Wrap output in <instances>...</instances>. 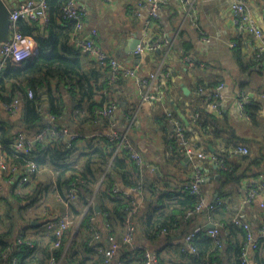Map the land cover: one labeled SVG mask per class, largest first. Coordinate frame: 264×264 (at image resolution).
Segmentation results:
<instances>
[{"label":"crops","instance_id":"1","mask_svg":"<svg viewBox=\"0 0 264 264\" xmlns=\"http://www.w3.org/2000/svg\"><path fill=\"white\" fill-rule=\"evenodd\" d=\"M20 1L8 0L10 5H16ZM146 1L78 0L77 4L79 7L85 8L86 28L97 30L98 39L103 48L123 63L138 65L141 75H147L158 69L165 58L166 69L171 72L169 78L171 83L170 85L166 83L169 79L166 81L161 80V92L164 97L161 102H142L133 82L124 78L119 79L116 83L114 82L110 90L109 88H103L104 85L103 89L99 88L95 91L92 88V93L85 95L82 93V88L80 86L73 87L71 82H68L69 79L54 77L51 78L52 85L48 94L60 103L65 104L64 114L59 117L58 122L81 134V137L75 141L76 147L73 152L68 158L61 160L76 167L82 166L83 153L90 150L91 145L102 143L103 133L111 128L127 127L129 125L128 116L137 113L135 122L129 129V135L144 157L145 169L141 177L146 181L145 194L150 197L144 206H140L142 210L140 207L138 208L137 214H139H136L134 218L137 227L135 238L137 247H144L151 252L158 253V256L164 259V264H192L190 262L192 260L182 256L181 252L183 250L180 252L179 247L187 245L184 240L185 234L194 226L208 225L205 213L195 215L189 222L183 221L181 226L174 227L169 234L160 232L155 238L150 224L144 227L147 213L150 214L154 207L159 206L156 216L167 221L176 215L174 213L178 210H174V208L176 205L178 208L180 206V202L176 200L182 198L175 194L183 193L184 185L189 184L194 179V167L190 160L184 162L183 158L179 163H172V160L166 154L168 132L171 130L167 124L166 111L174 110L177 113L176 106H178L186 118L188 112L189 118H192L194 124L191 125L187 118L190 126L189 130H192L190 140L193 143H198L208 153H220L226 156L233 167L232 174L227 177L222 174L220 167L210 158L199 160L204 176V181L201 184L204 198L208 203H217L216 221L231 220L236 216H240L247 219L252 230L258 233L264 225V197L259 196L253 204L245 205L243 196L249 183L264 180V51H259L261 41L253 33L243 32L237 27L230 11V0H194L196 7L195 21L182 8L179 0H167V3L160 8L158 17L150 25L151 6ZM245 2L257 25L264 32V0H245ZM29 23L32 24V22ZM36 25L38 28L36 35H47L46 25ZM163 35L168 37L170 48L163 50L162 60L155 59V52H147L141 53V59L136 63V58L130 53L132 38L139 37L140 44L146 45ZM183 41L190 43L188 48L182 49L181 44ZM38 47L36 42L35 54L38 53ZM58 50L61 55L66 57L79 56L82 64L80 72L85 82L84 88H87V86H100L102 83L106 84L109 76L108 69L100 66L89 56L82 54L71 42V37L68 44H58ZM238 52L243 58L244 66L237 58ZM254 55H258L261 59L257 64L252 65L251 59ZM185 56H190L194 62L198 61L199 66L189 68V65H193L185 61ZM217 77L225 82V87L222 90V113L215 115L210 110L209 112L217 117L219 124L214 123L212 127L216 135H223L222 138L212 136L213 131L211 129H209V132H202V128L196 125L197 123L193 119L194 115L191 112L194 104L199 103L196 98L198 80L201 78L205 81H211ZM57 85L60 87L61 92H57ZM182 85L189 88L191 93L186 94ZM240 89H244L250 99L260 102L257 119L254 122L242 116L236 102V96ZM48 94L44 91L43 101L40 105L43 107V118L46 123L51 115L48 111ZM90 100L101 102L103 105H106L109 101H114L117 106L115 114L111 118H99L98 121L94 122L91 119L81 121V117L91 111ZM22 108L23 101L17 112L11 114L5 110V102L0 100V116L9 118L16 125L11 137V148L15 135L22 133L33 140L37 132V130L36 132L34 130H24L19 121ZM177 115L179 116L178 113ZM236 144L247 145L250 148V154L248 156L231 154L229 150ZM4 148L5 146L0 143V161L11 163L7 161L8 158ZM40 175L39 183L42 184V192L39 193H44V195L45 192L48 194L56 193L55 201L57 203L51 204L50 199L53 198L52 196L45 202L47 209H44L42 213L39 212L37 216L33 215L26 218L24 213L21 210L17 211V209H24L28 200L31 204L43 203L47 197L44 198L42 195L39 200L34 198L36 201L28 199L34 192V190L31 191L33 184H19L15 180L17 176L12 177L11 173L3 171L0 164V225L7 226L6 231L2 234H6L8 229L15 226L17 234L23 232L34 240L36 243L34 255L38 257L39 262L46 250L53 249L52 233L46 230L43 225L47 216L50 214H66L78 217L74 210H81L82 208L80 204L68 206L65 203L66 199L61 198L57 193L56 173L52 168L43 169ZM151 182H155V186H159L161 191L170 192L166 193V195L170 194V197L163 199V206L160 203L161 201L152 198ZM24 190L26 192L22 194L21 191ZM19 196L20 199L17 200L16 197ZM136 198L139 203H143L140 196L136 195ZM8 208L11 212L17 211L19 213L21 211L23 217L19 216L21 213L18 216L16 214V216H13V220L10 219L7 223V218L9 219L7 215ZM12 215L11 213V218ZM94 223L101 234L106 235L109 233L105 215L101 211L96 210ZM236 227H233L234 232L231 236L225 238L226 245L230 247L232 254L234 253L233 246L240 245L244 240V234L239 230V227ZM120 230L124 231L122 225L116 224V231L113 230V233L119 238L123 234L119 235ZM5 234L4 238L6 239L7 235ZM65 236L67 242L65 243V251L59 259L60 264H77V259L80 258L85 259V264H91L95 261L94 257H91L80 246L76 247L74 249L75 254H72L76 256V260L69 259L67 255L71 250L67 254L66 252L72 238L69 232ZM79 236V238H75L78 243L89 238V236H86L84 229L81 230ZM260 251V255L264 257V245ZM189 252L193 253L191 250ZM251 261L256 264L253 254L251 255ZM111 263L143 264L140 255L126 246L119 249Z\"/></svg>","mask_w":264,"mask_h":264},{"label":"trees","instance_id":"2","mask_svg":"<svg viewBox=\"0 0 264 264\" xmlns=\"http://www.w3.org/2000/svg\"><path fill=\"white\" fill-rule=\"evenodd\" d=\"M66 1L67 0H45L48 13V22L45 27L47 30V35H36V32L38 31L36 23L32 22V24H30L28 21L23 19L18 22L20 27L19 29L23 34L34 37L39 46L38 53L30 58H26L19 62L7 65L0 75V100L2 102L10 103L19 92L24 93L26 89L31 88L35 91L33 99H27L25 97L23 101L21 119L19 121L26 131L28 129L34 130L35 132L37 130L38 132L46 125L43 114L39 112V108L41 107L40 105L43 101L44 91H46L48 94V91L51 88V78H67L69 79L68 82H71L73 87L80 86L82 88V93L85 95L91 94L92 88H94L96 91L99 88L101 89L104 85L105 86L103 88H109L110 90L111 85L113 84L109 83V79L107 78L106 84L102 83L100 86L95 85V87L87 86V88H84L85 82L80 72L82 64L80 63L79 56L66 57L59 53L58 44H68L74 29L73 22L62 20L60 17L62 6L66 3ZM189 44V42L183 41L181 44L182 49L188 48ZM155 56L156 60L161 61L163 58V50L156 51ZM237 58L241 62L242 66H244L245 63L240 52L237 53ZM260 59L261 58L258 55H254L251 59L252 65L257 64ZM187 63L193 65H189V68L199 66V62H194L192 59ZM164 67L166 69L167 65ZM116 82H118V80H116ZM222 82L224 81H222L219 77L211 81H205L200 78L198 80L196 91L199 88H204L208 94L213 95L217 86ZM166 83L170 85V79ZM56 89L57 92H61L58 85ZM48 98L49 113L57 118L61 117V115L64 114L63 109L65 108V104L60 103L50 94H48ZM196 98L199 100V103H195L194 107L191 109L192 114L197 117L195 120V123H197L196 125L202 128V132L206 133L209 132V129H211L213 131L212 136L215 138H222L223 135H216L212 127L214 123L219 124V121L215 115L209 112V105L205 100V96L196 95ZM90 101L91 111L84 117H81V121L90 119L93 122L98 121L96 111L102 108L104 105L101 102L99 103L93 100ZM259 105L260 102L255 99H249L244 102L245 112L248 114L250 121L252 122L256 121L257 119ZM174 113L177 115L175 111ZM186 114L190 124L194 125L192 118H189L188 112ZM177 117L183 122V120L178 115ZM15 127L16 125L12 120L0 116V143L5 146L4 149L8 158L7 161L11 162L10 164L20 167H24L28 161H33L37 164L39 169V172L33 177L34 180L32 184L34 192L28 199L32 200L37 198V200H39L40 196H42V193H39L42 192V184L39 183V176H41L40 172L45 168H52L55 171L57 193L63 199H67L69 187L71 186L72 182L78 178L81 181L79 184L81 189V193L79 194V199L81 200L80 205H82L83 208L85 205H87L88 198L94 196V202L100 206V211L105 215V218L112 226V232L116 231V224L122 225L124 229L125 218L130 215L134 204H138L139 207H142L146 204L147 199H150V197H147L145 194L146 181L141 177L142 173L138 170L137 166L130 162L124 153H122L123 155H117L113 160H111L114 148L112 143L109 142L106 137L102 136V143L91 145L90 150L83 153L84 160L82 166L76 167L69 162L67 163L66 161H61L65 158H68L73 152V149L76 147L74 143L73 146L69 148V145L64 139H57L56 141L46 143L38 142L35 144L34 151L30 154H19L15 152L10 147V143L12 141L11 137L13 136V129ZM169 128L171 130L169 129L170 131L168 132L169 137L167 138L166 142V154L168 155L169 159L172 160V163H179L181 159H183L184 154L177 146L172 128L170 126ZM186 128L187 134L190 137L192 130H189L190 126H186ZM217 154L225 159L226 165H229L227 168H220L222 170V174L229 177V175L232 174L231 172L233 171V167L227 160L226 156L220 153ZM107 168L109 169L106 172ZM105 172V178L99 184L101 176ZM115 184H119L125 189L136 188L141 190L142 196L140 197L143 203L138 202L135 194L130 197H125L121 194H115L111 192ZM151 187L153 189L152 198L154 197V200L161 201L160 203L163 206V199L165 197H170V194L166 195V193L170 192H166L164 190L161 191L159 186H155V182L150 183V188ZM182 192L183 193L179 195L175 194L178 197L180 196L182 199L176 200L180 202V206L178 208L176 205L174 210L177 209L178 211L174 213L176 215L171 217L169 221L156 216V211L159 206L154 207L150 214L147 213V218L144 221V227L150 224L154 238L160 234L163 228L171 230L174 227L181 226L183 221L189 222L192 219L190 218L184 220L183 216L185 213H187V211L193 210L195 208L198 202V197L190 194L188 191ZM16 199L19 200L20 196L16 197ZM32 201L36 200L34 199ZM81 210L75 209L74 211L76 214H80ZM137 212L134 214V217H136ZM215 212L213 214V219L216 221ZM11 213L12 212L10 211V208H8L7 215L9 217L11 216ZM94 214H96V209L94 206H90L87 215L83 218L80 224V232L84 226H87L90 217ZM19 216L23 217L22 214ZM219 221L225 224L227 230V235H221L223 240V248L221 250L215 247L212 238L199 234L191 243L192 246L197 249L198 255L196 256L195 254L190 253L188 246L183 245L182 247H179L180 252L183 250V253L181 252L182 256L192 260L190 261L192 264H244L241 255L242 249L246 243V233L239 228V230H241L244 234V240L240 245L233 246L234 253L232 254L230 247L226 245L225 238L227 236V238L231 236V234L234 232L232 229L235 227V225L233 224L232 219ZM15 228L16 227L14 226L13 228L8 229L6 234L4 233L7 235L6 239L4 238V234L0 233V264H48V261L52 255L60 259V256L65 251V245L59 249L46 250L43 256H41L39 262L38 257L34 255L36 248L30 249L28 246L23 245L20 246V248L12 247V237L16 231ZM122 233L123 231L120 230L119 235ZM263 245L264 241L253 252L254 261L256 264H264V257L260 255V249ZM79 246L82 247L86 253L90 254L91 257H94L95 261L91 264H105L103 254L98 253L95 250V246L89 244V238H86L84 241L79 243L76 239H73L66 252L67 254L71 250L67 255L69 256V259L76 260V256L72 254H75L76 251H74V249ZM133 250L140 255L142 263L146 264L145 252L147 249L140 247ZM158 261V264H164L165 262L162 257H159ZM77 264H85V259H77Z\"/></svg>","mask_w":264,"mask_h":264},{"label":"built area","instance_id":"3","mask_svg":"<svg viewBox=\"0 0 264 264\" xmlns=\"http://www.w3.org/2000/svg\"><path fill=\"white\" fill-rule=\"evenodd\" d=\"M7 2L8 0H1ZM78 0H67L62 6L60 17L62 20L71 21L74 24V29L71 36V42L82 53L89 56L92 60L96 61L100 66L107 68L109 71V83H114L121 78L129 79L133 82L136 90L139 93L142 102H161L163 100V94L161 92V80H168L171 76V72L165 69V58L161 62L158 69L148 73L147 75H141L139 73L138 65H130L123 63L115 55L109 53L103 48L98 39V32L95 29L86 28V10L84 7H79ZM147 3L151 6V18L149 25L153 20L158 17L160 8L167 3V0H147ZM182 8L192 18L196 20V7L194 0H179ZM10 10V38L4 41L0 45V75L7 65L11 63L19 62L23 59L30 58L35 54L36 42L32 36L22 34L19 30L18 22L23 19L36 24L45 26L48 22L47 5L45 0H41L36 3L34 0H21L16 5H11ZM230 11L233 15L234 22L237 27L243 32L253 33L260 41L261 46L259 51H264V32L257 25L255 19L250 13L249 7L245 0H230ZM170 48V41L166 35L155 38L150 43L143 45L139 44L136 48V52L139 53H154L158 50H166ZM169 51V50H168ZM186 62H190L191 57H184ZM225 87V82L220 83L214 94H208L204 88H199L196 91L197 96H205V100L209 105V110L215 114L220 115L222 113V90ZM35 95L34 89H26V91L19 92L18 95L10 102L5 103V110L11 114H15L24 98L33 99ZM248 93L240 89L236 96V102L242 112V116L250 120L248 114L244 109V102L249 100ZM116 103L109 101L106 105L96 111V116L99 118H111L116 111ZM39 112L44 114L43 107L39 108ZM137 113L132 116H128L127 127L124 128H111L107 130L102 136L106 137L113 145V153L111 160L117 155H123L124 153L128 160L137 166L138 170L143 174L144 157L139 151L135 143L132 141L129 135V129L133 126ZM196 116L193 119L196 120ZM166 119L168 125L172 128L174 137L177 142L179 150L189 157L190 162L194 167V179L189 184L184 185L183 191H188L198 197L197 205L193 210L187 211L183 216L184 220L193 218L195 215L205 213L207 216L208 224H214L213 227L208 225H196L190 231L185 234L184 240L191 252L196 256L198 255L197 249L192 246V241L197 235L202 234L212 238L214 245L217 249L223 248V240L221 235H227L226 226L223 222L215 221L213 214L216 210V202L208 203L203 195L201 184L204 181L202 167L199 164V160H207L210 158L220 168H227L226 161L223 157L217 153H208L198 143H193L187 134V128L184 122H182L172 110L166 111ZM59 117L50 115L46 125L40 129L33 140L27 138L24 134L19 133L14 137L12 148L19 154H30L35 149L36 143L53 142L57 139H64L69 148L73 146L75 141L81 137V134L77 131H72L69 127L61 125ZM231 154L249 155L250 148L245 144H237L230 150ZM1 160V168L3 171L11 173L12 177L16 175L15 180L21 184L33 183V177L39 172L37 164L33 161H28L24 167H20L13 164H6ZM232 166V165H231ZM109 168H107L106 172ZM106 172L101 176L99 184L104 180ZM11 177V178H12ZM80 179L73 181L68 189V197L65 203L68 206H77L80 204L79 194L81 189L79 187ZM115 194H121L125 197H130L133 194L142 196V191L136 188H123L119 184H115L111 190ZM259 196L264 197V180L251 182L247 185L243 196V203L245 205H251L255 202V199ZM94 196L88 198V203L81 210V220L87 215L90 206H94ZM139 208L138 204H134L131 213L125 218L124 231L119 237L112 232V226L107 221L108 234H101L97 226L94 223V215L90 217L87 226L83 227L86 236H89V244L95 246V250L103 254L105 264H112L113 257L117 254L119 249L123 246L129 249H136L137 244L135 241L137 227L134 221V214ZM70 217L66 214H50L47 216L43 225L46 230L52 233L53 242L52 248L59 249L65 245V235L71 227ZM80 220V221H81ZM235 226L241 228L246 233V243L242 249V261L244 264H254L251 261V255L264 241V225L259 229L258 233H255L249 221L240 216H236L232 219ZM81 222L79 223V225ZM80 228V227H79ZM163 234L171 233L170 229L163 228L161 230ZM28 246L30 249L36 248L34 240L26 236L23 232L18 233L13 239V248L20 246ZM146 264H158V255L154 252L146 250L145 252ZM48 264H60L59 259L52 255L48 261ZM121 264V263H120Z\"/></svg>","mask_w":264,"mask_h":264},{"label":"water","instance_id":"4","mask_svg":"<svg viewBox=\"0 0 264 264\" xmlns=\"http://www.w3.org/2000/svg\"><path fill=\"white\" fill-rule=\"evenodd\" d=\"M36 3H39L41 0H34ZM10 3L3 2L0 0V44L4 41H7L10 38ZM141 43V40L139 37L132 38L130 43V53L133 55L134 58H136V63L141 59L142 54L139 52H136L137 46ZM183 90L186 94H190L191 91L186 86L182 85ZM177 113L179 114V117L183 120L184 124L186 126H189V122L186 118V116L179 110L178 106H176ZM184 162L189 161V157L186 156L183 159ZM95 209L99 212L100 206L98 204L95 205ZM214 224H208V227H213Z\"/></svg>","mask_w":264,"mask_h":264},{"label":"rangeland","instance_id":"5","mask_svg":"<svg viewBox=\"0 0 264 264\" xmlns=\"http://www.w3.org/2000/svg\"><path fill=\"white\" fill-rule=\"evenodd\" d=\"M5 164H6V166H7V164H10V163H7L6 161L4 162ZM34 189H32L31 191H33ZM22 192V194H25V190L24 191H21ZM30 194V193H29ZM47 192H45V195H44V193L42 194L43 196H44V198H46V200L43 202V203H36V204H31L30 202H29V200L26 202V204H25V208L24 209H22V208H20V209H17V211H19V210H21L23 213H24V215H25V217L26 218H30L31 216H33V215H38V213L39 212H43V210L44 209H47L46 208V206H45V202L47 201V199H50L52 196H53V198H51L50 199V202H51V204L52 205H54V204H56L57 202L55 201V199H56V193H50V194H48ZM24 200H26V199H24ZM12 212V218H11V216L9 217V219L7 218V223L9 222V220L11 219V220H13V216H16V214H17V216L19 215V213H21L22 214V212L20 211L19 213L18 212ZM30 212V213H29ZM70 216V215H69ZM78 217H75V216H70V221H71V229L69 230L70 232H69V235H70V237L72 238L71 239V242H72V240L73 239H75V238H79L80 236H79V233H80V225H79V223H80V220H81V218H82V216H81V214H78L77 215ZM14 222V221H13ZM6 229H7V226H3V225H0V233H2V232H5L6 231ZM17 234V230L15 231V233H14V235H13V237L15 236ZM72 235H73V237H72ZM12 237V238H13ZM70 240V239H69ZM68 240V241H69ZM67 242V239H66V241H65V243Z\"/></svg>","mask_w":264,"mask_h":264}]
</instances>
